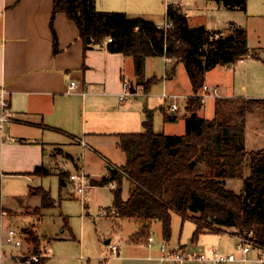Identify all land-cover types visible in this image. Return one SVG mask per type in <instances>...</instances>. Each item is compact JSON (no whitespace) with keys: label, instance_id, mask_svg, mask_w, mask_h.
<instances>
[{"label":"crops","instance_id":"0c3cea01","mask_svg":"<svg viewBox=\"0 0 264 264\" xmlns=\"http://www.w3.org/2000/svg\"><path fill=\"white\" fill-rule=\"evenodd\" d=\"M94 2L98 11L121 12L130 18L150 20L158 26L166 21L167 6H176L185 14L190 28L201 26L209 31L219 30L210 27L206 18L200 22L191 21L187 4L181 0ZM208 5L210 8L212 5L224 7L216 0H198L194 5L188 4L189 9L192 6V10L204 12H207ZM50 24L56 35L57 52H54ZM241 63H244L243 59L218 67L229 68ZM143 75L145 79H157L147 92L137 84L131 57L111 53L105 45L84 51L75 23L63 12H57L53 16V0H0V92L7 102L5 111L12 119L3 128L0 127V225L4 220L7 223L14 221L19 226L8 223L10 228L21 231L25 238L31 235L39 248L44 244L51 245L46 240L48 237L37 230V222L41 220L36 218L40 212V202L38 204L32 198L36 191L43 189L54 201L50 190L38 183L44 177L57 178L56 200L59 201V207L65 197L68 200H79L68 177L70 173L79 170L91 177L93 190L106 188L112 193L111 204L101 208V214L104 211L107 213L102 216L110 223L108 237L99 238L95 235L90 241H85L84 230L76 241V236L70 229L71 237H56L50 246V256L40 264H160L161 246L168 251H186V246L180 240L177 244L172 240L173 212L168 241L163 240L161 224L155 221H149L147 238L143 236L133 239L143 224L115 216L111 209L113 189L109 187L110 182L120 186L121 197L126 200L131 193V182L126 177H121L119 181L102 183L103 179L111 177L113 170L122 173L120 167L124 165L126 157L118 146L119 136L143 133L147 112H151L154 134L181 136L185 132V119L189 115L186 111L187 101L195 93L184 64L166 57H147ZM70 82L75 83L71 91L68 90ZM124 82H128L130 88L120 99ZM210 87L217 88L218 96L206 98L196 112L198 117L207 120L215 117L217 104L218 109L224 108L229 104L227 99H232L221 94L220 86ZM242 88L245 89V86ZM200 93L198 90V94ZM208 99L212 100L209 105L206 103ZM173 103L177 110L171 108ZM2 111L0 107V115ZM165 117L173 118V121H167ZM243 133L247 151L262 148L258 145L249 149L246 146L248 132L246 129L244 131V126ZM47 154L50 156L49 161L46 160ZM242 165L250 167V161L246 159ZM36 166L47 169L48 175L40 177L32 174ZM203 166L202 164L199 168L202 169ZM249 173L250 171L246 176ZM236 179L226 178L224 187L234 191L230 184ZM239 180L241 185L238 188L241 191L242 179ZM11 184L13 187L8 192ZM67 185L72 190L67 189L62 193V188ZM7 196L18 204L14 205L13 213L11 207L7 206ZM24 199L31 201L24 204ZM82 209L89 213L90 205L87 200ZM63 217L64 222H67L68 216ZM178 217L181 224L191 220ZM192 224L190 236L196 229L195 223ZM112 225L117 226L116 231ZM222 230L200 234L197 241L192 243L199 251L193 253L210 254L218 251L224 255L234 253L239 256L237 232ZM87 233L91 235V231ZM110 235L114 236L113 242ZM28 245L33 251V244ZM114 246L116 250L112 253ZM259 256L264 259V252L251 249L246 255V262L231 264H258ZM1 264L14 262L10 257H5ZM182 264L200 263L190 260Z\"/></svg>","mask_w":264,"mask_h":264},{"label":"trees","instance_id":"16d2710c","mask_svg":"<svg viewBox=\"0 0 264 264\" xmlns=\"http://www.w3.org/2000/svg\"><path fill=\"white\" fill-rule=\"evenodd\" d=\"M229 9H245L244 0H216ZM63 12L72 20L82 40L83 50L105 45L111 53L131 57L138 85L147 92L157 79H145L144 61L147 57H166L182 62L196 94L204 84V73L216 66H225L251 54L245 31L230 23L227 33L219 30L191 29L185 14L168 5L166 18L173 27L164 30L154 22L130 18L121 12L96 10L94 0H53V16ZM53 48L57 52L56 35ZM264 105L262 98L242 100L234 124L222 122L216 105V116L207 120L197 116L202 103L196 96L187 101L185 132L181 136L156 135L151 124V112L143 122L145 131L119 136V148L126 161L122 173L113 170L102 183L126 177L132 184L129 197L123 200L121 188L113 189L111 209L116 217L139 221L143 226L134 235L137 240L149 234V221L159 222L162 238L171 235V213L182 220L191 219L196 229L191 242L205 232L235 228L238 236L249 237L264 248V148L247 151L243 126L246 115ZM167 121L173 118L165 117ZM250 161V173L242 179L241 191L235 193L224 187L226 178H237L243 162ZM204 166L195 171L198 163ZM49 171L36 166L34 175L46 176ZM40 208L51 205L47 191L39 189ZM1 213V194H0ZM189 214H198L190 216ZM147 238V237H146ZM33 252L37 241L29 235Z\"/></svg>","mask_w":264,"mask_h":264},{"label":"rangeland","instance_id":"374dc122","mask_svg":"<svg viewBox=\"0 0 264 264\" xmlns=\"http://www.w3.org/2000/svg\"><path fill=\"white\" fill-rule=\"evenodd\" d=\"M181 1L185 3V5L187 4V11H190L191 13L190 20L193 22H200L206 18V21H208L207 23L210 27L222 30L224 33L228 32L229 25L232 22L233 24L235 23L236 25H239L238 27L242 28L246 33L247 46L251 54L243 58L244 63H241L239 66L231 65L229 68L216 66L204 73V81L207 84L210 86H220L221 94L232 98L227 99L229 102L228 105H225L224 108L220 107L218 109L221 111V115L219 116L218 114L216 116L215 114V116L224 123L234 124L237 120L236 115L242 100H246L248 98L264 99V0H244L245 9L243 10L240 8L229 9L223 6L217 8L214 7V5H212V8H210L208 5L207 12L192 10V6H190L191 9H189L188 4L194 5L198 0ZM243 86H245V89L242 88ZM211 102V99L206 101L207 105H209ZM244 121V131L245 129L247 130L249 137V139H247L246 146L251 149L254 146L261 145L260 147L264 148V105L257 107L252 114L246 115ZM49 159L50 156L47 154L46 160L49 161ZM201 165L202 163L200 162L197 164L195 169L197 173H199L198 169ZM91 167L95 168L93 165H91ZM249 171L250 167H244L242 165L240 169V176L237 177V179L233 178L236 180L230 184V187L235 193L240 192V188L238 187L241 185V180L239 179H243V177L246 176ZM38 183L45 189H49L50 194L54 199V201H51L52 204L50 206L40 208L42 200L41 196L38 194L32 196L35 201H38V204L40 202V212L36 218L37 220L39 218L41 220L37 222V230L39 233L45 234L48 237L46 240L50 241V246H52V243L56 237H71L69 234L70 229L75 234L76 241L79 239L80 233L84 230L85 241H90L91 237L93 239L95 235H97L99 238L103 236L108 237L107 231H110V223L105 219V217L102 216V214L106 216L107 213L104 211L101 214L102 206H108L111 204L110 199L112 193H110L108 189L104 188L93 190L94 188H92L91 193L87 198V202H89L90 205L89 213H87V210L82 209L81 203L77 199L68 200L65 197V199L60 202V207L58 206L59 201L56 200L58 195V181L54 176L41 178ZM12 187L13 185L11 184L7 191L9 192ZM67 189L72 190V188L67 185V187L62 188V193H65L64 191ZM7 199V206L11 207V213H13L15 209L13 208L14 205L17 206L18 204L16 201H13L10 196H7ZM31 200L24 199L23 203L26 204ZM63 215H66V217L68 216L67 222H64ZM189 215L198 217V214ZM178 216L179 214L174 212L172 213V219L174 218V221L172 220V240L175 241L176 244L178 243V240H180L179 242L186 246V252L193 253L194 251H199L195 245H192L190 236L191 234H189V231L193 226V221L187 220L181 224V220ZM8 223L10 225L13 224L19 226L14 221H8ZM8 223L6 220H4V223L1 226V237L4 235V230H6L8 227H11ZM116 227L117 226L112 225L113 230L115 229L114 231L117 230ZM233 229H224L222 231H229L231 233L238 232L237 229ZM87 231H91V235H89ZM40 236L43 237L41 234ZM110 237L112 238L113 242L115 240L114 236L110 235ZM28 243H31L29 241V236L26 237L23 250L27 249L28 252H31L32 250H30ZM7 252L11 254L16 253L14 250H7ZM12 262H14V260H12Z\"/></svg>","mask_w":264,"mask_h":264},{"label":"built area","instance_id":"2783aa9c","mask_svg":"<svg viewBox=\"0 0 264 264\" xmlns=\"http://www.w3.org/2000/svg\"><path fill=\"white\" fill-rule=\"evenodd\" d=\"M164 30H168L173 27V21L171 19H167L166 21L159 26ZM168 59V58H166ZM171 60V59H169ZM75 87L74 82H70L68 86V90L71 91ZM130 85L128 82H124L122 89V95L120 99L125 96L128 92ZM201 92H198L194 95L200 99V102L203 104L205 99L208 97H217L218 90L216 87H210L204 85L199 89ZM0 107L2 108V113L0 115V127L3 128L4 124L11 121L12 119L6 113L7 102L5 101L3 94L0 92ZM171 108L173 110H177V106L175 103L172 104ZM122 172V171H121ZM69 180L72 182L75 192L78 196V199L82 206L85 205L87 198L89 197L91 190L93 188L92 179L89 175H87L82 170L76 171L74 173L69 174ZM109 187L114 189L116 187L115 183L110 182ZM2 227L0 225V264L5 257H10L14 260V264H40L42 261L47 259L50 256L51 249L48 244L42 245L37 252H28L27 249L23 250V246L25 244L26 238L21 231L15 228H7L4 230V235L1 237ZM237 237V251L239 252V256L237 254H221L218 251H214L212 253H201L194 254L189 253L184 250H166V247L161 246V256H160V264H182L185 261L197 260L200 264H231L236 262L244 263L247 261L246 255L250 252L251 249H257L260 252H264V248H261L253 243L246 236H236ZM151 241V238H149ZM7 250L17 251L16 253H9ZM23 250V252H22ZM116 247L112 248V253H114ZM9 253V254H8ZM258 264H264L263 256H259L257 260Z\"/></svg>","mask_w":264,"mask_h":264},{"label":"water","instance_id":"95a60500","mask_svg":"<svg viewBox=\"0 0 264 264\" xmlns=\"http://www.w3.org/2000/svg\"><path fill=\"white\" fill-rule=\"evenodd\" d=\"M69 1H71V0H69ZM191 29H194V30H196V29H197V27H192Z\"/></svg>","mask_w":264,"mask_h":264}]
</instances>
